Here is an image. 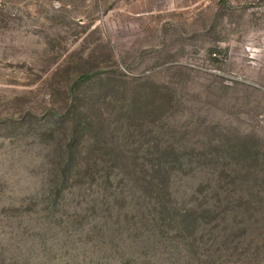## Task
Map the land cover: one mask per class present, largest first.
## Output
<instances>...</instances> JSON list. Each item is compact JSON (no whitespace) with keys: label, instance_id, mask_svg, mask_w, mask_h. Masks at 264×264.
I'll return each instance as SVG.
<instances>
[{"label":"rangeland","instance_id":"1","mask_svg":"<svg viewBox=\"0 0 264 264\" xmlns=\"http://www.w3.org/2000/svg\"><path fill=\"white\" fill-rule=\"evenodd\" d=\"M0 264H264V0H0Z\"/></svg>","mask_w":264,"mask_h":264},{"label":"trees","instance_id":"2","mask_svg":"<svg viewBox=\"0 0 264 264\" xmlns=\"http://www.w3.org/2000/svg\"><path fill=\"white\" fill-rule=\"evenodd\" d=\"M109 145V144H108ZM112 147V146H111ZM111 152H113L112 150H110ZM148 170H149V168H147ZM151 169V168H150ZM153 169V168H152ZM215 208H214V206H210V207H205L204 208V210L205 211H213ZM202 212V211H201ZM202 219V218H201ZM201 222H202V220H201ZM201 222H199V224H201ZM180 225H182V222H180ZM205 234V233H204ZM204 234H202V235H200L199 236V240L200 241H202V240H204V238H203V235ZM205 242V244L206 245H208V248H209V250H210V254L209 255H213V253H212V251H214L213 250V246H212V244L211 243H209V240H205L204 241ZM173 248L176 250V252H181V251H183L184 249H183V247H182V243L180 242L179 244H175V245H173ZM184 251H188V253H190V249L187 247ZM215 252V251H214ZM188 256L189 255H185L184 257L185 258H188ZM185 258H182V259H184V261L186 260Z\"/></svg>","mask_w":264,"mask_h":264}]
</instances>
